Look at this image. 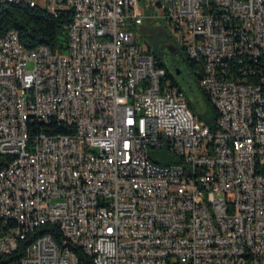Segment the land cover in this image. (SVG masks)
Masks as SVG:
<instances>
[{
    "label": "built area",
    "instance_id": "obj_1",
    "mask_svg": "<svg viewBox=\"0 0 264 264\" xmlns=\"http://www.w3.org/2000/svg\"><path fill=\"white\" fill-rule=\"evenodd\" d=\"M10 3L70 22L67 53L0 36V264H264V0ZM149 19L216 132L138 44Z\"/></svg>",
    "mask_w": 264,
    "mask_h": 264
},
{
    "label": "trees",
    "instance_id": "obj_2",
    "mask_svg": "<svg viewBox=\"0 0 264 264\" xmlns=\"http://www.w3.org/2000/svg\"><path fill=\"white\" fill-rule=\"evenodd\" d=\"M69 22V15L53 16L41 7L33 8L19 3L0 5V36L14 30L19 34L22 44L29 50L45 45L53 52L65 53L69 44L66 28ZM139 34L141 39H145L146 53L155 57L160 67L166 71V79L183 92L188 108L195 118L216 132L218 113L200 87V75L197 73L198 63L187 57L184 49L165 29L145 23ZM182 61H185L190 68L191 76L195 78L201 96L195 95L192 88L187 85L183 86L179 82L177 67ZM36 124L40 127L39 122ZM54 236L58 240L62 239L59 233H55Z\"/></svg>",
    "mask_w": 264,
    "mask_h": 264
},
{
    "label": "rangeland",
    "instance_id": "obj_3",
    "mask_svg": "<svg viewBox=\"0 0 264 264\" xmlns=\"http://www.w3.org/2000/svg\"><path fill=\"white\" fill-rule=\"evenodd\" d=\"M147 14H149V15L152 14V11L147 12ZM146 24H150L153 27H160L161 29H165L167 31V33H169L168 25L166 23H164L162 20H151V19H149V20L146 21ZM139 30L141 32L142 27ZM137 42L142 47L147 48L146 44H145V39H143V38L141 39V36L139 35V33L137 35ZM67 52L68 51H66L65 53H67ZM31 69H33V63L30 62L29 65H28V70H31ZM167 84L169 85V84H171V82L168 81ZM187 86L192 88L193 93L195 95L201 96V93H200V90L198 89V86H197V83L195 81V78L193 76H191V75L188 78ZM202 102H204V100ZM150 156L152 158L154 157V159H159L161 161V164H166V165L175 163L177 161V158L172 153H170L168 150H166V149L158 150L156 153H152L151 152Z\"/></svg>",
    "mask_w": 264,
    "mask_h": 264
},
{
    "label": "flooded vegetation",
    "instance_id": "obj_4",
    "mask_svg": "<svg viewBox=\"0 0 264 264\" xmlns=\"http://www.w3.org/2000/svg\"><path fill=\"white\" fill-rule=\"evenodd\" d=\"M177 70L179 71L178 74V80L183 85L186 86L188 83V78L191 75L190 68L187 66L185 61H182L181 65L177 67Z\"/></svg>",
    "mask_w": 264,
    "mask_h": 264
},
{
    "label": "bare ground",
    "instance_id": "obj_5",
    "mask_svg": "<svg viewBox=\"0 0 264 264\" xmlns=\"http://www.w3.org/2000/svg\"><path fill=\"white\" fill-rule=\"evenodd\" d=\"M13 32H16V31L13 30ZM16 36L19 37V34L17 32H16ZM164 72L166 71L164 70ZM77 137H84V130H77Z\"/></svg>",
    "mask_w": 264,
    "mask_h": 264
},
{
    "label": "water",
    "instance_id": "obj_6",
    "mask_svg": "<svg viewBox=\"0 0 264 264\" xmlns=\"http://www.w3.org/2000/svg\"><path fill=\"white\" fill-rule=\"evenodd\" d=\"M177 74H179V71H177Z\"/></svg>",
    "mask_w": 264,
    "mask_h": 264
}]
</instances>
